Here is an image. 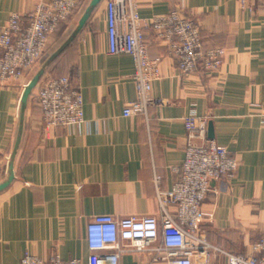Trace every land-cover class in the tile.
Listing matches in <instances>:
<instances>
[{
    "label": "crops",
    "instance_id": "crops-1",
    "mask_svg": "<svg viewBox=\"0 0 264 264\" xmlns=\"http://www.w3.org/2000/svg\"><path fill=\"white\" fill-rule=\"evenodd\" d=\"M38 1L47 0H0V30L14 13L25 25ZM90 1L59 24L44 58L24 79L0 86V183L6 159L13 161V179L0 191V264H20L25 252L46 262L54 254L85 262L93 216L156 214L154 177L162 192L179 179L173 169L184 159L183 119L191 110L208 118L210 139L238 162L233 179L210 184L200 233L227 252L248 254L264 230V5L251 0L250 10L239 0H136L144 19L181 10L198 25L204 48L225 51L216 75L181 79L176 59L144 30L149 57L160 60L151 95L167 102L148 109L146 125L140 116L122 117L135 98L134 66L128 55L108 54L105 0L79 27ZM40 70L67 77L79 89L82 124L45 128L35 87L19 114L22 86ZM156 256L129 252L120 264H162L153 262ZM208 264L226 259L212 254Z\"/></svg>",
    "mask_w": 264,
    "mask_h": 264
},
{
    "label": "built area",
    "instance_id": "built-area-1",
    "mask_svg": "<svg viewBox=\"0 0 264 264\" xmlns=\"http://www.w3.org/2000/svg\"><path fill=\"white\" fill-rule=\"evenodd\" d=\"M82 1H38L25 25L19 14L10 15L0 30V86L24 79L42 59L49 36L69 19ZM239 1L242 7L252 9L251 0ZM259 1L264 5V0ZM104 14L108 54L128 55L134 66L135 98L124 105V118L140 116L147 125L148 109L167 104L166 100L151 95L152 84L160 77V60L149 57L144 30H151L166 46L168 54L176 59L181 79L198 73L210 78L222 66L224 49L204 48L198 25L179 9L144 19L139 16L136 0H105ZM35 87L33 96L45 128L70 129L82 124V97L69 78L47 77ZM183 125L186 132L184 159L180 169H173L179 173V179L169 191L162 192L159 177H154L156 214L140 218L93 216L86 226L88 256L85 262L62 261L55 254L46 262L25 252L20 264H120L121 256L129 252L155 253L158 256L153 262L162 264H194L197 259L200 264H208L212 254L224 257L226 264H264V230L251 243L248 254L227 252L209 243L200 233L204 217L201 207L210 184L233 179L238 162L227 148L210 139L206 116H197L191 110L183 119ZM8 161L7 158L6 164Z\"/></svg>",
    "mask_w": 264,
    "mask_h": 264
},
{
    "label": "water",
    "instance_id": "water-1",
    "mask_svg": "<svg viewBox=\"0 0 264 264\" xmlns=\"http://www.w3.org/2000/svg\"><path fill=\"white\" fill-rule=\"evenodd\" d=\"M101 0H91L89 3L88 8L85 11V14L82 16L80 22H79V27H82L86 19L89 17L91 10L100 2ZM43 70H40L29 82L28 84L24 87L22 95L20 97L19 101V114H21L22 109L24 104L26 103L28 97L30 96L32 90L34 87L37 85L39 82L41 76L43 75ZM6 180L2 183H0V191L3 190L5 187L8 186V184L12 181L13 179V161L12 157L9 158V162L7 165V171H6Z\"/></svg>",
    "mask_w": 264,
    "mask_h": 264
},
{
    "label": "rangeland",
    "instance_id": "rangeland-1",
    "mask_svg": "<svg viewBox=\"0 0 264 264\" xmlns=\"http://www.w3.org/2000/svg\"><path fill=\"white\" fill-rule=\"evenodd\" d=\"M45 51H46V49H45ZM44 51V53H43V56H42V58H44V56H45V52ZM47 77H51V76H49V75H47V74H45V75H43L41 78H40V80L39 81H42V80H45ZM36 88V87H35Z\"/></svg>",
    "mask_w": 264,
    "mask_h": 264
}]
</instances>
